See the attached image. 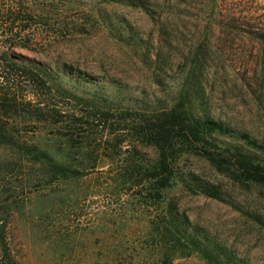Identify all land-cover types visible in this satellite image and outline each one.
Masks as SVG:
<instances>
[{"label": "trees", "instance_id": "trees-1", "mask_svg": "<svg viewBox=\"0 0 264 264\" xmlns=\"http://www.w3.org/2000/svg\"><path fill=\"white\" fill-rule=\"evenodd\" d=\"M173 1L185 11L191 7L188 0ZM103 5L148 15L163 8L157 0H44L42 6L41 0H0V89L10 90L9 84L22 89L26 95L14 106L17 114L23 120L31 113L41 115L44 130L52 129L51 136L41 134V145L19 143L17 161L38 168L41 194L50 197L61 189H74L85 177L106 176L97 192H86L84 197L102 196L117 203L120 220L94 224L93 233L102 230L105 235L93 242L88 264H174L193 256L208 264H244L194 224L175 197L177 192L204 196L242 211L217 187L187 170L184 164L192 156L208 160L239 184L264 187V122L263 132L255 135L213 115L207 78L210 54L204 42L184 56L186 69L175 89L165 75H158L154 82L159 92L137 95L114 81L108 91L89 90L90 85L102 83L87 74L77 75L70 66L51 68L17 52L32 50L41 18L73 8L84 9L80 33L89 35L93 33L89 27H101L120 43L150 50V41L139 30L123 17L103 13ZM239 19H216L208 26L243 29L259 41L261 81L256 103L264 119V20L255 29L244 16ZM164 35L161 29V40ZM155 53L156 61L162 62V51ZM52 97L60 100L59 105H50ZM9 105L5 99L0 103L4 118ZM27 107L36 109L28 112ZM11 137L0 124V146ZM5 163L0 161V169ZM17 192L0 181V264H23L15 253L13 221L25 214L27 202L20 201ZM52 210L48 203L41 209L44 219L51 217ZM82 244H73L72 252ZM79 259L74 257L76 262Z\"/></svg>", "mask_w": 264, "mask_h": 264}, {"label": "rangeland", "instance_id": "rangeland-1", "mask_svg": "<svg viewBox=\"0 0 264 264\" xmlns=\"http://www.w3.org/2000/svg\"><path fill=\"white\" fill-rule=\"evenodd\" d=\"M157 1L163 8L150 15L120 5L101 6L103 13L123 17L139 30L150 41L149 51L145 47L133 48L120 43L101 27H89L88 30L93 32L89 35L80 33L84 9L73 8L65 13L54 12L47 20L41 18V29L35 32L36 35L34 33L32 50L18 49L17 52L51 68L70 66L77 75L87 74L102 83L90 85L89 90L108 91L110 82L114 81L128 86L137 95L142 91L159 92L161 89L154 82L158 75H165L167 84L175 89L176 81L182 78L186 69L184 56L193 46L204 42L210 54L209 109L216 118L260 135L264 119L256 97L261 81V45L243 29L227 31L218 24L210 28L208 23L230 17L242 20L241 16H244L253 28H260L264 20V0H188L191 5L188 11L176 6L173 0ZM43 2L41 0V6ZM161 29L165 31L162 40ZM159 49L163 56L160 63L155 56ZM9 85L10 90L0 89L3 92L0 103L3 99L10 102L6 117L0 113V124L12 134L0 146V161H6L0 169V181L2 186L17 189L18 199L27 202L25 214L13 221L15 253L23 264H88L93 242L104 234L102 230L93 233V226H101L111 218L120 220L117 203L111 204L102 196L84 197L86 192L89 195L97 192L106 176L98 175L99 179L93 175L85 177L74 189H61L54 197L41 194L38 168L17 161V145L22 142L41 145V134L46 132L51 136L52 129L44 130L41 115L31 113L23 120L17 114L14 106L26 93ZM28 100L36 102L31 95ZM38 100L41 103V99ZM48 100L52 106L59 105L57 98ZM34 109L28 108V112ZM184 165L236 202L242 211L204 196L177 192L175 197L181 211L225 250L232 252L237 260L244 264H264V187L239 184L204 158L192 156ZM47 203L54 210L46 220L41 209ZM57 233L61 235L54 236ZM77 242H83L84 247L79 245L72 252L73 244ZM76 255L80 257L77 262L74 261ZM174 264L208 263L193 256L178 259Z\"/></svg>", "mask_w": 264, "mask_h": 264}]
</instances>
